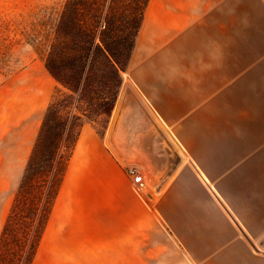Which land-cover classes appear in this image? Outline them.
Returning a JSON list of instances; mask_svg holds the SVG:
<instances>
[{
    "label": "crops",
    "instance_id": "obj_1",
    "mask_svg": "<svg viewBox=\"0 0 264 264\" xmlns=\"http://www.w3.org/2000/svg\"><path fill=\"white\" fill-rule=\"evenodd\" d=\"M121 75L31 264H264V0H148ZM147 114L179 156L158 190L171 154Z\"/></svg>",
    "mask_w": 264,
    "mask_h": 264
},
{
    "label": "trees",
    "instance_id": "obj_2",
    "mask_svg": "<svg viewBox=\"0 0 264 264\" xmlns=\"http://www.w3.org/2000/svg\"><path fill=\"white\" fill-rule=\"evenodd\" d=\"M147 1H64L43 63L57 92L39 114L11 191L0 228V264H31L82 125L88 122L103 137ZM13 54L0 49V75L12 69Z\"/></svg>",
    "mask_w": 264,
    "mask_h": 264
},
{
    "label": "rangeland",
    "instance_id": "obj_3",
    "mask_svg": "<svg viewBox=\"0 0 264 264\" xmlns=\"http://www.w3.org/2000/svg\"><path fill=\"white\" fill-rule=\"evenodd\" d=\"M64 1L0 0V49L14 51L12 69L0 75V228L39 114L57 92L43 63Z\"/></svg>",
    "mask_w": 264,
    "mask_h": 264
},
{
    "label": "water",
    "instance_id": "obj_4",
    "mask_svg": "<svg viewBox=\"0 0 264 264\" xmlns=\"http://www.w3.org/2000/svg\"><path fill=\"white\" fill-rule=\"evenodd\" d=\"M126 91H129V88H126ZM148 118L151 121L154 129L158 133L160 139L163 141L166 151L171 154V157L169 159V161H170L169 165L166 168V170L164 171V173L161 175V177L159 178V180L155 186V190H158L161 187V185L164 183V181L167 179V177L173 171L174 167L176 166V164L178 162L179 156H178V152H177L176 148L171 143V141L168 139V137L164 134V132L161 130V128L158 126V124L149 115H148ZM251 245L255 250L264 249V234L256 242H251Z\"/></svg>",
    "mask_w": 264,
    "mask_h": 264
},
{
    "label": "built area",
    "instance_id": "obj_5",
    "mask_svg": "<svg viewBox=\"0 0 264 264\" xmlns=\"http://www.w3.org/2000/svg\"><path fill=\"white\" fill-rule=\"evenodd\" d=\"M126 174L131 178V180L138 186H143V178L141 173L136 169L135 166H128L126 168Z\"/></svg>",
    "mask_w": 264,
    "mask_h": 264
}]
</instances>
